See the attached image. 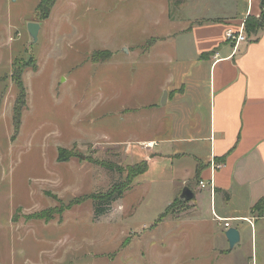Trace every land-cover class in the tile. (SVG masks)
Masks as SVG:
<instances>
[{"label":"rangeland","instance_id":"1","mask_svg":"<svg viewBox=\"0 0 264 264\" xmlns=\"http://www.w3.org/2000/svg\"><path fill=\"white\" fill-rule=\"evenodd\" d=\"M43 1L56 8L45 24L37 14ZM162 6L0 0V264H207L205 225L169 218L187 207L179 197L167 207L171 184L155 174L139 175L110 213L99 216L104 207L90 198L128 184V168L153 155L139 142L147 140L155 100L161 96L167 125L183 118L164 105L160 89L181 58L194 57L184 32L190 0L180 12L171 6L170 17ZM30 22L43 23L37 43ZM16 78L27 90L25 104ZM16 105L23 110L18 134ZM63 149L70 159L60 163ZM245 227L230 264L258 263Z\"/></svg>","mask_w":264,"mask_h":264},{"label":"crops","instance_id":"2","mask_svg":"<svg viewBox=\"0 0 264 264\" xmlns=\"http://www.w3.org/2000/svg\"><path fill=\"white\" fill-rule=\"evenodd\" d=\"M158 1L164 17L172 15L171 6L180 12L188 3ZM190 9L191 27L184 32L194 57L191 62L181 58L160 89L161 95L168 91L165 106L173 105L183 118L167 125L160 118V96L146 115L147 140L139 144H155L148 149L153 154L147 157L148 171L158 183L171 184L173 201L167 207L178 197L187 207L183 215L169 218L205 225L207 264H230L233 250L247 238V224L252 253L257 264H264V215L254 212L264 198V27L246 33L248 42L237 49L225 37L248 17L262 18L264 0H190ZM156 18L162 20L160 14ZM185 188L195 195L186 203L181 200ZM227 222L241 235L232 249ZM172 259L171 264H183Z\"/></svg>","mask_w":264,"mask_h":264},{"label":"trees","instance_id":"3","mask_svg":"<svg viewBox=\"0 0 264 264\" xmlns=\"http://www.w3.org/2000/svg\"><path fill=\"white\" fill-rule=\"evenodd\" d=\"M47 1L49 3L54 4V0H47ZM50 12H51V6H45L44 1L41 2L40 5L37 7V14H39L41 21L49 19L51 16ZM245 23H246V33L249 35L255 34L258 30L264 27V16L261 18V20L250 16L247 18ZM104 53L105 52H102L101 54L103 55ZM98 55L99 54L97 53V54H94V56L92 57L95 63L99 62ZM109 56H111V54H109ZM15 80L19 84V89L21 90V96L19 98L18 103L22 101L25 104V100L27 98V90L24 88V82L22 81L21 78H16ZM22 116H23V110H21L20 107L17 106L14 112V121L16 125L17 134L19 133L21 126H22V121H21ZM68 155H69L68 150L66 149L61 150L59 159H58L59 162L61 163L63 161H69L70 157ZM104 166H106V164H104ZM148 170H149V162L142 161L138 165L128 168V174L130 178V181L128 184L118 183L114 185L111 189H109L107 193H103V194L97 193L91 196L90 198L94 200L96 206L101 204L104 207L101 210V213L98 212L99 216L102 214L110 213V211H112L111 209L112 205L122 200V198H124L125 196V191L127 189H130V187L132 186L134 181L137 179V177H139V175L146 173ZM254 212H258L260 217L264 215V198H262L261 201L258 203V205L254 208ZM168 214L169 212H166L164 215L161 216V219L165 218V216H167Z\"/></svg>","mask_w":264,"mask_h":264},{"label":"water","instance_id":"4","mask_svg":"<svg viewBox=\"0 0 264 264\" xmlns=\"http://www.w3.org/2000/svg\"><path fill=\"white\" fill-rule=\"evenodd\" d=\"M28 30L30 31V35L32 38L33 43H37L39 40V35L41 32V26L39 23L37 22H30L29 26H28ZM167 97H168V91L165 92L163 101H164V105L167 104ZM183 195L181 197V200L183 202H189L192 201L193 198L195 197L194 193L192 191H190V189L185 188V190L183 191ZM225 236H227V239L230 243V247L231 249L237 245L238 243L241 242V235L239 230H237L236 228L232 227V229H229L228 231H226Z\"/></svg>","mask_w":264,"mask_h":264},{"label":"built area","instance_id":"5","mask_svg":"<svg viewBox=\"0 0 264 264\" xmlns=\"http://www.w3.org/2000/svg\"><path fill=\"white\" fill-rule=\"evenodd\" d=\"M225 37L229 42H231V44L234 45L236 49L241 45V43H247L248 38L246 37V23H243L241 25V28H239L238 30L229 28L226 31ZM154 145H155L154 143L153 144L150 143L143 145V147H145L146 149H153ZM201 186L204 188L206 184L204 182H201ZM215 217L218 221L224 222L223 219L219 218L217 215ZM226 228L227 229L231 228V224L229 222L226 223Z\"/></svg>","mask_w":264,"mask_h":264}]
</instances>
